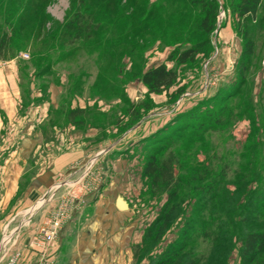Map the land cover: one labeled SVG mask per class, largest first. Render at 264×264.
<instances>
[{
    "label": "rangeland",
    "instance_id": "rangeland-1",
    "mask_svg": "<svg viewBox=\"0 0 264 264\" xmlns=\"http://www.w3.org/2000/svg\"><path fill=\"white\" fill-rule=\"evenodd\" d=\"M203 1L0 0V35L14 50L0 59V199L11 184L12 199H64L44 219L78 199L107 214L97 226L91 216L75 222L68 249L84 251L65 257L264 264V249L252 261L241 254L243 235L264 231V0L246 22L253 46L242 77L234 0H214L209 32ZM190 47L194 60L178 63ZM159 64L176 82L149 92L141 74ZM205 110L218 120L202 123ZM154 153L171 155V192L143 174ZM22 212L0 234V264L17 255L9 232L20 221L27 230Z\"/></svg>",
    "mask_w": 264,
    "mask_h": 264
},
{
    "label": "trees",
    "instance_id": "trees-1",
    "mask_svg": "<svg viewBox=\"0 0 264 264\" xmlns=\"http://www.w3.org/2000/svg\"><path fill=\"white\" fill-rule=\"evenodd\" d=\"M261 1L262 0H234L231 4L232 12L238 17V23L235 28L243 41V48L238 63V69L240 68L239 77L243 76L246 69L245 61H247L251 54L253 46L252 41L248 37L246 22L256 18ZM201 3V8L204 9L205 16L201 19L200 26L205 32H209L213 27L209 18L214 16L216 3L214 0H209V5H207L205 1ZM211 4H213V6ZM205 5L208 6L206 10ZM18 28H21V25H19ZM13 29L15 28H12V33L15 34V30ZM10 41L11 37L8 36L6 32L0 35V59L10 58L14 53L13 44H10ZM197 51L198 49L190 47L181 52H176L174 59L178 63L193 61ZM168 59H172V55H168ZM176 77L177 75L174 70L166 68L164 64H159L144 71L141 74L140 80L147 87L149 92L158 93L173 85L176 82ZM201 120L202 123L205 120L214 122L218 120V118L213 115L211 110H205L204 114L201 116ZM156 154L157 153H154L148 156V161L143 168V174L152 182V185H160L162 189L170 191L174 183L173 160L171 155H169L167 159L159 162ZM169 194L172 196V193ZM263 249L264 231L247 232L243 235L241 254L247 260L252 261ZM159 264H170V258L162 259Z\"/></svg>",
    "mask_w": 264,
    "mask_h": 264
},
{
    "label": "crops",
    "instance_id": "crops-1",
    "mask_svg": "<svg viewBox=\"0 0 264 264\" xmlns=\"http://www.w3.org/2000/svg\"><path fill=\"white\" fill-rule=\"evenodd\" d=\"M9 189L7 190V194L3 197V199H0V234L3 233V231L6 230L11 224V222L14 220V217L23 210L26 212H22L23 215H21V220L25 218L26 215L29 214V216L26 217L28 219V226L27 230H23L22 233L19 232L20 227L22 226V222L20 221L14 228H12L9 232L10 237H15L16 239V245L12 248L17 253V261L16 264H85L84 259L75 260L71 257L74 256L73 254L69 255L68 258L65 257L66 250L71 253H74L77 250H74V248L78 245L75 244L72 246V249H68L69 246V239L71 237L72 232V226H74L75 222L80 219H87L91 216V219L95 220L94 226H97L96 221L100 220L104 223L107 219V214L98 213V212H90L87 213V211H84L86 209V206H89V203H91L92 199H81L79 201L74 200V203L70 204V217L68 221L64 222L61 228L58 231L57 237L54 240V243L51 244L49 249L47 250H32L29 249L27 246V240L37 232L38 227L40 223L44 220L45 215L47 214V211L51 208H54L57 204H60L63 200L62 199H48L45 203L44 201L46 199H12V196L15 192L14 186H8ZM44 192V191H43ZM41 193V195L43 194ZM42 200V204H38L37 206H34L35 203H38V201ZM41 203V202H40ZM63 204V202H62ZM115 205V201H114ZM77 208L75 210V208ZM33 209V212H30V210ZM115 208H117L115 206ZM118 209V208H117ZM116 209V210H117ZM119 210V209H118ZM27 213V214H25ZM104 215V217H103ZM35 220V221H34ZM103 225L101 224V227ZM104 229L108 228V224H104ZM97 237V238H96ZM96 241V242H95ZM102 238L99 236H95L91 238L90 244L92 246H101L102 244ZM72 245V244H70ZM102 247V246H101ZM100 247V249H102ZM67 248V249H66ZM81 250L84 251L83 245H78V251ZM75 257V256H74ZM81 258V257H80ZM95 264H101L100 262L95 261Z\"/></svg>",
    "mask_w": 264,
    "mask_h": 264
},
{
    "label": "built area",
    "instance_id": "built-area-1",
    "mask_svg": "<svg viewBox=\"0 0 264 264\" xmlns=\"http://www.w3.org/2000/svg\"><path fill=\"white\" fill-rule=\"evenodd\" d=\"M70 204L65 203L53 216L47 217L38 227L36 235L29 240V247L36 250H44L54 240L61 225L70 217ZM0 245L1 241H0ZM17 255L10 258L7 264H16Z\"/></svg>",
    "mask_w": 264,
    "mask_h": 264
},
{
    "label": "water",
    "instance_id": "water-1",
    "mask_svg": "<svg viewBox=\"0 0 264 264\" xmlns=\"http://www.w3.org/2000/svg\"><path fill=\"white\" fill-rule=\"evenodd\" d=\"M115 206L119 209V210H126L128 208L127 202L125 200H123L121 197L117 196L115 198Z\"/></svg>",
    "mask_w": 264,
    "mask_h": 264
},
{
    "label": "bare ground",
    "instance_id": "bare-ground-1",
    "mask_svg": "<svg viewBox=\"0 0 264 264\" xmlns=\"http://www.w3.org/2000/svg\"><path fill=\"white\" fill-rule=\"evenodd\" d=\"M5 240V238L3 239V241Z\"/></svg>",
    "mask_w": 264,
    "mask_h": 264
}]
</instances>
